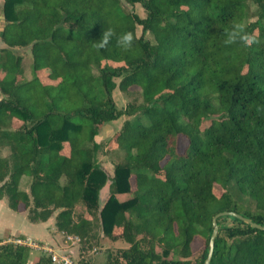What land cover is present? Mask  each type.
<instances>
[{"label":"trees","instance_id":"1","mask_svg":"<svg viewBox=\"0 0 264 264\" xmlns=\"http://www.w3.org/2000/svg\"><path fill=\"white\" fill-rule=\"evenodd\" d=\"M0 7V147L9 149L0 152V199L11 209L26 207L33 223L57 211V230L83 245L128 243L102 264H204L216 214L264 225V0ZM124 33L130 47L118 42ZM40 70L59 81L44 83ZM134 87L142 101L118 107L114 90ZM122 116L121 140L106 150L98 125ZM103 151L116 157L113 174L99 163ZM217 221L210 264H264V229L230 214ZM1 241L0 264H55Z\"/></svg>","mask_w":264,"mask_h":264},{"label":"rangeland","instance_id":"2","mask_svg":"<svg viewBox=\"0 0 264 264\" xmlns=\"http://www.w3.org/2000/svg\"><path fill=\"white\" fill-rule=\"evenodd\" d=\"M132 8V6H129ZM135 11L140 16H145V11L140 4H136ZM1 20V7H0V24ZM138 34H140V28H138ZM40 77L44 83H56L59 81L60 77L50 70H40ZM115 102L118 107H125L127 103L137 100L138 102L142 101L140 90L136 87L130 92H123L119 89H115L113 92ZM1 97V96H0ZM127 117L122 116L117 120L109 121L103 124L98 125V135L97 139L106 142V150H113L117 147L121 140L120 130ZM187 144V140L184 137L179 138V149L183 150ZM67 150V149H66ZM1 153H9L7 147H0ZM116 157L112 153H107V151L100 152L98 154L99 163L109 172L113 174L114 164L113 161ZM30 178L27 176L22 177L21 179V188L29 189ZM214 191L216 194H221L222 189L219 185L214 186ZM109 193V190L104 189V196ZM81 210V209H80ZM28 209L24 206L15 211L8 206L6 199L0 200V240L1 242L12 241L17 238H26L23 237L20 231H26L29 234L34 235L36 231L35 238H43V241H38L40 244L52 246L56 248L59 252L68 251L70 255H73L76 261L81 264V260H89L90 264H102L105 261L108 253L110 251L115 252L117 249L128 247V243L119 240H112L109 237H101L99 244L83 245L81 241H78L73 235H67L65 233L59 232L55 226V217L57 211L53 213L51 218L47 220V223H41L40 226L33 225L34 223L28 219L27 216ZM42 231V232H41ZM121 227L116 228V232H120ZM68 236H71L69 238ZM36 241V240H35ZM203 244L201 240L197 246L196 250ZM44 250L32 248V253L30 256V261H36L42 254Z\"/></svg>","mask_w":264,"mask_h":264},{"label":"built area","instance_id":"3","mask_svg":"<svg viewBox=\"0 0 264 264\" xmlns=\"http://www.w3.org/2000/svg\"><path fill=\"white\" fill-rule=\"evenodd\" d=\"M68 237L71 238V236ZM74 237H76V239L80 241V238L78 236H74ZM12 241L15 243L28 245L31 248L44 250L45 252L48 253V255H50L52 261L55 264H79L78 261H76V259L74 258V256L70 255L68 251L59 252L58 250H56V248L44 244L42 245L30 237L17 238Z\"/></svg>","mask_w":264,"mask_h":264},{"label":"water","instance_id":"4","mask_svg":"<svg viewBox=\"0 0 264 264\" xmlns=\"http://www.w3.org/2000/svg\"><path fill=\"white\" fill-rule=\"evenodd\" d=\"M109 185L110 184L107 183L106 189L109 187ZM227 214L237 216V217L245 220L246 222L250 223L253 227L264 229V225L256 223V222L252 221V219L245 217L241 214H238L236 212H233V211H231V212L230 211H224V212H220V213L216 214L213 218V232H212L211 237H210L208 255L204 261V264H210V261H211L212 255H213L215 238H216L218 231H219V225H218L217 219H218V217H220L222 215H227Z\"/></svg>","mask_w":264,"mask_h":264},{"label":"clouds","instance_id":"5","mask_svg":"<svg viewBox=\"0 0 264 264\" xmlns=\"http://www.w3.org/2000/svg\"><path fill=\"white\" fill-rule=\"evenodd\" d=\"M111 35V31H105L102 33V37L99 41V46L100 47H103L104 45L107 44L108 42V39H109V36ZM243 39H246L247 38H243ZM132 41H133V36L131 33H124L123 35L120 36L119 38V43L123 46V47H130L131 44H132ZM250 42V41H249Z\"/></svg>","mask_w":264,"mask_h":264},{"label":"crops","instance_id":"6","mask_svg":"<svg viewBox=\"0 0 264 264\" xmlns=\"http://www.w3.org/2000/svg\"><path fill=\"white\" fill-rule=\"evenodd\" d=\"M0 96H2L1 95V93H0ZM0 99H1V97H0ZM1 200V199H0ZM41 223H47V222H39V223H34L33 225H39L40 226V224ZM42 232V231H41ZM20 233L22 234V235H25V237H30V238H32L33 240H38V241H43V238H35L34 236L37 234L36 233V231L34 232V235H32V234H29L28 232H26V231H20Z\"/></svg>","mask_w":264,"mask_h":264}]
</instances>
